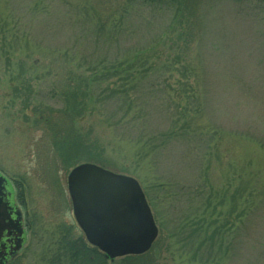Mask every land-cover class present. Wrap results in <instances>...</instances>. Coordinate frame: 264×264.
Listing matches in <instances>:
<instances>
[{"label":"rangeland","instance_id":"1","mask_svg":"<svg viewBox=\"0 0 264 264\" xmlns=\"http://www.w3.org/2000/svg\"><path fill=\"white\" fill-rule=\"evenodd\" d=\"M131 86L135 109L123 119L124 98L105 89ZM73 90L85 106L76 128L101 150L72 160L40 113L61 125ZM95 155L153 201V264H264V4L0 0V174L28 224L9 264H55L60 234L82 235L66 178ZM199 228L217 236L213 256L190 236Z\"/></svg>","mask_w":264,"mask_h":264},{"label":"water","instance_id":"2","mask_svg":"<svg viewBox=\"0 0 264 264\" xmlns=\"http://www.w3.org/2000/svg\"><path fill=\"white\" fill-rule=\"evenodd\" d=\"M72 215L86 242L113 261L146 253L158 230L138 182L92 163L73 167L66 179ZM14 217V218H12ZM21 212L0 175V239L14 233L10 253L0 249V264L13 258L24 239Z\"/></svg>","mask_w":264,"mask_h":264},{"label":"trees","instance_id":"3","mask_svg":"<svg viewBox=\"0 0 264 264\" xmlns=\"http://www.w3.org/2000/svg\"><path fill=\"white\" fill-rule=\"evenodd\" d=\"M260 1L261 3L264 4V0H257ZM124 81V80H123ZM126 82V81H124ZM114 86V84H113ZM105 91L109 92V94H107L106 96H109L111 98L117 99L116 97H119V99L124 98V104L126 105V108L124 110V106L122 104V108L120 109L122 111V118L124 119V117L129 114L130 112L134 111L135 107L133 105L134 103V98H132V94H130V92L127 91H134L133 86H131L129 88V90L124 91L122 90H118V89H112L109 87H106ZM124 92V93H123ZM75 93V96H74ZM119 94L122 95V97L119 96ZM66 104L65 107L63 109H61V117L63 119L61 125L56 126V128H53L54 125H50V121H51V116L48 114H44L43 112L40 113V117L42 119V121H44L49 129V134L51 135V139H52V147L56 150V151H61L65 150L66 147L72 148L71 151H74L73 155H65L67 156V158L69 159H74V158H78L79 156H81L83 151H87L88 154L86 155H92L93 153L90 152H99L97 149L101 150L98 147V143L96 140H92L90 139L88 136H83L80 131L76 128V119L82 114V112H84L85 110V106L83 104V102L80 103V101L78 100V98L76 97V90L72 91V97H66ZM186 124V123H185ZM73 153V152H72ZM78 153H80L78 155ZM62 156V155H61ZM93 156V155H92ZM100 156L95 155L94 157H92L91 159H89L91 162L96 163V165L107 169V168H113L116 169L115 166H113L112 164H110L108 161H103L100 160L99 158ZM117 170V169H116ZM124 171V170H123ZM145 194V193H144ZM244 193L243 191L238 193L237 196V201L239 203V213H238V224L240 227H242L243 225H245V218H244V214H245V210H246V205L248 202V195L245 198L244 197ZM251 197V195H250ZM151 204L149 203V206L155 207L153 201H151ZM250 204H251V200H250ZM203 216V215H201ZM227 223L225 224L224 227H220L218 229V232L220 230L221 234L225 235L226 232L228 230H230V228L232 227L233 223L231 221L230 218L226 219ZM231 221V223H230ZM201 220H196L193 224L194 227H198L199 224L201 223ZM227 227V228H226ZM240 228H237V231ZM208 231L209 228H207L206 230H201L200 228L196 231L192 230L190 232V236L191 237H198V238H202V240L199 242V245H203V244H207V250H208V254L207 255H212V249H213V245H214V236L215 235H208ZM75 234V233H74ZM71 232H63L60 234L59 238H58V242H57V248L55 250V252L53 253V262L56 264H113V261H110L108 259H105L104 256L95 248L92 247L90 245H88L83 236L82 235H74ZM190 237V240H193V238ZM217 237V236H215ZM193 243V241H191V244ZM154 246V244L152 245V247ZM152 247L150 248V250L141 255V256H126L122 258V262L124 264H145L146 260H151L149 259V257L152 253ZM154 250V249H153ZM226 252H224L225 254ZM146 259V260H145ZM151 261H146L147 264H153ZM214 263V259L212 258H207L206 260L202 261L200 260L198 262V264H213Z\"/></svg>","mask_w":264,"mask_h":264},{"label":"flooded vegetation","instance_id":"4","mask_svg":"<svg viewBox=\"0 0 264 264\" xmlns=\"http://www.w3.org/2000/svg\"><path fill=\"white\" fill-rule=\"evenodd\" d=\"M10 182L13 184L12 181H10ZM14 198H15V196L13 195V199ZM19 207H20V210H21V217H22V222H21L22 223V229H23L24 234H26L27 233L26 232V225H28V224L26 222L25 212H24V210H22L23 208L21 207V205H19ZM12 218H14V217H12ZM7 234H8L7 231L4 232L3 233V237L0 239V249H5V251H6L5 253H8V252L10 253V249L12 247V237L14 236V233L10 232L9 233L10 236H7ZM6 260L8 262L10 259H6Z\"/></svg>","mask_w":264,"mask_h":264}]
</instances>
